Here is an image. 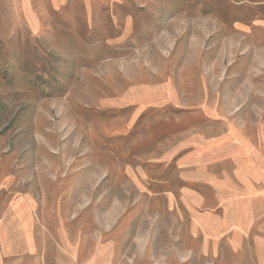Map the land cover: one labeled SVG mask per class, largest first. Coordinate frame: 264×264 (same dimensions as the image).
<instances>
[{"label": "rangeland", "instance_id": "rangeland-1", "mask_svg": "<svg viewBox=\"0 0 264 264\" xmlns=\"http://www.w3.org/2000/svg\"><path fill=\"white\" fill-rule=\"evenodd\" d=\"M31 1L0 264H264V0Z\"/></svg>", "mask_w": 264, "mask_h": 264}, {"label": "crops", "instance_id": "crops-1", "mask_svg": "<svg viewBox=\"0 0 264 264\" xmlns=\"http://www.w3.org/2000/svg\"><path fill=\"white\" fill-rule=\"evenodd\" d=\"M51 9L61 10L66 5L59 0H50ZM31 0H0V43H9L13 37V28L18 21L28 20V10L34 8Z\"/></svg>", "mask_w": 264, "mask_h": 264}]
</instances>
